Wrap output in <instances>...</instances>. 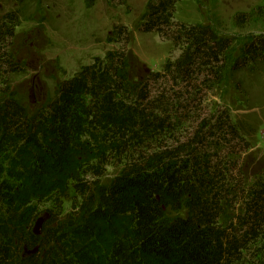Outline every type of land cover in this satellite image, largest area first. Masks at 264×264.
Instances as JSON below:
<instances>
[{"label": "trees", "instance_id": "1", "mask_svg": "<svg viewBox=\"0 0 264 264\" xmlns=\"http://www.w3.org/2000/svg\"><path fill=\"white\" fill-rule=\"evenodd\" d=\"M178 3L150 0L142 20L180 49L161 73L135 80L130 56L110 52L36 110L8 85L20 71L6 48L21 16L0 18V264H264V167L248 174L230 110L197 116L185 145H165L188 118L189 90L223 91L232 71L241 102L239 75L264 70V36L223 66L234 40L178 26Z\"/></svg>", "mask_w": 264, "mask_h": 264}, {"label": "rangeland", "instance_id": "2", "mask_svg": "<svg viewBox=\"0 0 264 264\" xmlns=\"http://www.w3.org/2000/svg\"><path fill=\"white\" fill-rule=\"evenodd\" d=\"M149 2L0 0V18L15 11L21 16V23L6 48L20 66V71L8 81L10 93L30 110L42 108L56 98L64 80L115 51H123L130 56L131 62L133 60L135 80L144 81L149 73H161L168 60L175 61L179 57L180 49L143 31L142 20ZM240 15L250 18L240 23ZM175 23L189 27L200 25L233 39L232 49L223 59V66H226L236 60L241 49L253 38L264 36V0H180L175 10ZM248 74L239 75L248 89L239 92L242 96L240 103L234 98L235 94L229 92L234 85L232 71L226 82L218 87L223 91L203 87V91L195 94L194 90H189L188 118L182 119L175 138L166 140L165 145H185L192 130L198 128L197 116L202 120L204 117L218 118L229 109L233 121L238 124L239 137L234 144L238 146L237 152L243 153L248 174L253 175L262 169L264 70L254 72L255 77H247ZM220 78L223 79V75ZM174 96L175 93L170 98ZM3 99L5 96H0V103ZM116 173L117 168L110 167L107 179ZM47 208L44 205L41 210Z\"/></svg>", "mask_w": 264, "mask_h": 264}, {"label": "water", "instance_id": "3", "mask_svg": "<svg viewBox=\"0 0 264 264\" xmlns=\"http://www.w3.org/2000/svg\"><path fill=\"white\" fill-rule=\"evenodd\" d=\"M50 216L49 215H45L42 219L39 220V222L37 223V226L35 228V234L40 235L41 231H42V227H43V223L46 219H49ZM38 250H34L33 252H29L28 250L25 251V255L30 256L34 253H36Z\"/></svg>", "mask_w": 264, "mask_h": 264}]
</instances>
